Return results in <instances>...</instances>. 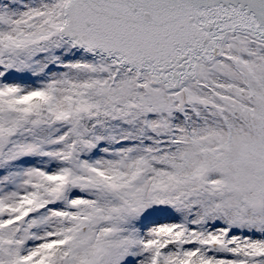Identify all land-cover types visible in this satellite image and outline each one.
Here are the masks:
<instances>
[{
    "label": "snow or ice",
    "instance_id": "snow-or-ice-1",
    "mask_svg": "<svg viewBox=\"0 0 264 264\" xmlns=\"http://www.w3.org/2000/svg\"><path fill=\"white\" fill-rule=\"evenodd\" d=\"M0 264H264V0H0Z\"/></svg>",
    "mask_w": 264,
    "mask_h": 264
}]
</instances>
